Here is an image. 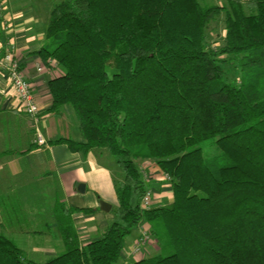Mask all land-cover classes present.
I'll list each match as a JSON object with an SVG mask.
<instances>
[{
	"label": "trees",
	"instance_id": "1",
	"mask_svg": "<svg viewBox=\"0 0 264 264\" xmlns=\"http://www.w3.org/2000/svg\"><path fill=\"white\" fill-rule=\"evenodd\" d=\"M46 38L40 56L64 72L50 112L69 107L83 136L55 143L106 151L119 204L84 246L71 218L82 210L63 213L64 250L46 262L0 234V264H119L143 222L159 252L129 264H264V0H60ZM139 161L170 177L172 203L141 209Z\"/></svg>",
	"mask_w": 264,
	"mask_h": 264
},
{
	"label": "crops",
	"instance_id": "2",
	"mask_svg": "<svg viewBox=\"0 0 264 264\" xmlns=\"http://www.w3.org/2000/svg\"><path fill=\"white\" fill-rule=\"evenodd\" d=\"M7 1L11 37L40 108V127L47 144L34 142L30 116L22 110L7 78L0 76V234L14 240L28 259L46 262L64 250L61 221L66 211L82 210L71 218L83 246L104 232L119 204L114 184L117 176L106 163V151L83 154L71 151L65 143H55L62 138L83 140L69 107L61 114L50 112L49 83L64 72L56 61H44L40 56L48 43L50 13L60 0H42V6L38 0ZM140 163L146 189L155 195L153 207L168 205L173 195L170 181L153 161ZM101 200L112 206L109 213L100 209ZM89 209L93 211L85 212ZM145 225L143 222L129 236V242L126 239L125 247L134 246ZM144 252L153 256L159 246L150 243ZM122 258L125 264L131 259L123 253Z\"/></svg>",
	"mask_w": 264,
	"mask_h": 264
},
{
	"label": "built area",
	"instance_id": "3",
	"mask_svg": "<svg viewBox=\"0 0 264 264\" xmlns=\"http://www.w3.org/2000/svg\"><path fill=\"white\" fill-rule=\"evenodd\" d=\"M8 1L0 0V76L6 77L11 90L15 97L20 101L22 110L31 118L34 129V142L40 146L47 144V141L40 127V108L35 102L32 85L27 80L21 66L19 49L15 40L11 37L12 19L8 14ZM5 41H3V39ZM38 71H43L39 67ZM168 181L170 177L165 175ZM155 195L153 191L147 190L141 199V209L150 210L153 208ZM152 243V236L149 226L145 225L141 228V236L134 244L131 255L139 256L144 253L145 248Z\"/></svg>",
	"mask_w": 264,
	"mask_h": 264
},
{
	"label": "rangeland",
	"instance_id": "4",
	"mask_svg": "<svg viewBox=\"0 0 264 264\" xmlns=\"http://www.w3.org/2000/svg\"><path fill=\"white\" fill-rule=\"evenodd\" d=\"M48 1H50V0H48ZM199 1L201 2V4L203 6L223 3V0H199ZM37 2L39 3V5L42 6V4H43L42 0H38ZM224 36H225V33H224L223 22H222V20H218L216 23H213L210 26L209 30L207 31L206 41H207L208 44H210L214 48H218V46L221 44V39ZM204 154H205V157H206L207 160H212L214 157L220 155V152H219L218 147H217V145L215 143V140H212V141H210V142L205 144ZM108 158L109 159L106 160V163L113 169L115 175L117 177L122 175L121 171L115 165V162H114L113 158L111 156H109ZM137 164L139 165V167H141L140 161ZM171 196L172 197L168 201V204L172 203L173 200H174L173 195H171ZM130 240H131V238L128 237L127 238V242H129ZM156 243H157L156 240H154L152 238V244L156 245ZM132 247L131 246H127L123 250V254L124 255L131 257V259L126 262V264H129L131 262L138 261V260H141V259H144V258H147V257H151V255H145V252L143 254L139 255V256H136V257L132 256L131 255ZM165 254H167V253H165ZM119 264H125V261L123 263L120 262Z\"/></svg>",
	"mask_w": 264,
	"mask_h": 264
},
{
	"label": "water",
	"instance_id": "5",
	"mask_svg": "<svg viewBox=\"0 0 264 264\" xmlns=\"http://www.w3.org/2000/svg\"><path fill=\"white\" fill-rule=\"evenodd\" d=\"M112 206L108 203H106L105 201L101 200L100 202V209L104 212H110L111 211Z\"/></svg>",
	"mask_w": 264,
	"mask_h": 264
}]
</instances>
